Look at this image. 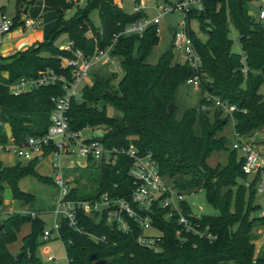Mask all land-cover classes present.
I'll return each mask as SVG.
<instances>
[{
    "label": "trees",
    "instance_id": "trees-1",
    "mask_svg": "<svg viewBox=\"0 0 264 264\" xmlns=\"http://www.w3.org/2000/svg\"><path fill=\"white\" fill-rule=\"evenodd\" d=\"M250 2L200 0L190 8L186 19L202 59L198 71L188 61L173 62L174 52L168 50L156 63L149 62L150 54L160 43L158 25L129 32L132 25L145 18V12L126 13L115 0H89L86 7L73 0H45L44 10L57 13L49 35L26 50L0 55V145L21 144L47 132L54 108L52 98L64 93L63 83L43 84L19 94L13 93L10 86L24 77L37 78L46 70L71 79L72 67L64 63L75 55L56 44L60 35L67 34L73 48L82 50L87 57L97 48L112 47L111 53L120 60L122 72H112L109 77L94 74L81 96L72 101L67 113L70 130L90 129L95 132L93 139L109 149L134 144L141 153L151 152L160 172L179 192L204 190L209 203L218 209L217 215L195 218L202 228L208 227L214 234L215 239L210 240L191 232L177 236L181 227L177 215L167 218L166 210L155 206L154 225L161 233L158 251L138 242L143 229L134 219L128 218L130 230L126 232L106 211L92 215L81 211L77 226L67 219L60 221V238L70 264H264V256L256 254L253 233L256 225H264V215L259 214L261 205L256 202L259 177L246 184L250 176L243 172L242 159L232 148L233 139L226 134L232 122L234 132L248 140L264 128V20L250 13ZM75 6L74 14L68 16ZM94 10L99 12L100 25L91 19ZM19 17L13 19L12 29L20 25ZM192 19L200 20L207 34L205 40L191 29ZM233 29L238 32L241 52L233 50ZM195 74L201 77L203 97L198 106L186 108L180 116L178 90ZM214 97L236 105L238 110L225 114ZM107 104L122 115H109ZM96 133L103 135L97 137ZM52 150L50 146L44 154L26 163L19 160L12 166L0 161V207L6 187L15 199L26 204L33 200V195L19 187L20 180L28 175L55 182L36 172L38 163ZM221 151L228 153L226 163L212 166L208 159ZM132 163L125 154L118 155L114 162H91L83 168L81 177L93 187L80 192L73 186L69 197L96 200L107 194L129 200L133 190L129 173ZM183 206L187 214L192 212L189 202ZM27 223H31L32 230L23 238L22 256L18 258V253H12L8 246L17 241ZM1 225L0 264H40L36 249L39 234L44 235L46 230L45 222L37 214L11 213Z\"/></svg>",
    "mask_w": 264,
    "mask_h": 264
},
{
    "label": "built area",
    "instance_id": "built-area-1",
    "mask_svg": "<svg viewBox=\"0 0 264 264\" xmlns=\"http://www.w3.org/2000/svg\"><path fill=\"white\" fill-rule=\"evenodd\" d=\"M83 0H73L75 4H79ZM223 1V0H220ZM258 17L264 20V0H261ZM200 0H178L171 7L160 6L162 11H181L187 14L191 7L198 5ZM146 8L143 2L136 5V11H142ZM162 15L153 19L143 18L132 25L129 32H142L147 26L159 24ZM186 18V16H185ZM13 19L9 20L4 14L0 15V35L3 39L4 35L12 31ZM27 28H35L36 20H25ZM159 32V28H158ZM174 50H180L185 61H188L195 71H198L202 64L201 56L196 49L187 19L181 23V28L173 37ZM75 55L74 58L65 59V65L72 67V77L69 79L65 75H57L53 70H46L37 78H21L18 82L13 83L10 88L13 93L19 94L30 91L35 87L43 84L62 82L64 93L52 98L54 108L51 114V124L47 132L39 137H32L28 141L21 144L10 143L3 146L6 150H13L19 157L26 160L44 154L45 148L53 146V150L49 153L53 157L54 181L59 188V194L56 199L55 214L58 219L54 222L52 230H45L44 238L50 239L54 230L60 237V221L67 219L72 226H77L79 212L92 215L95 213L107 212L111 220L117 222L123 231L130 230L128 218L134 219L143 229V233L139 235L138 242L152 250H160L161 233L154 225L156 210L155 206H159L166 210V217L173 218L177 215L178 222L181 227L177 231V236H181L184 232H191L200 237L214 240V234L208 230V227L202 228L201 224L195 218H200L201 213L197 207H192V212H185L183 203L187 201V194L179 192L160 172L157 161L151 152L141 153L140 150L131 144L128 148H107L100 140L84 136L85 131L93 132L90 129L81 131H71L69 128L68 111L72 101L79 98L84 88V81L87 80L89 71L97 64L112 65L119 72L120 62L117 57L113 56L112 47L97 48L95 53L87 57L80 49L73 48L72 42L64 47ZM247 71V68H244ZM187 84L200 86L201 77L199 74L191 76L187 80ZM215 103L225 114H232L238 110L236 105L229 104L218 97H214ZM232 148L236 150L242 159V170L250 176V180L246 182L250 185L251 179L259 177L258 193H264V149L260 148L256 143L245 139L235 133L232 142ZM125 154L132 160L130 168V176L133 180V190L130 199L126 198H110L107 194L101 196L100 199L77 200L69 197L72 186L70 180L66 177L64 169L68 163H72V167H86L91 162L98 165L103 162H114L118 155ZM78 158L83 159L80 161ZM76 159V160H75ZM35 215V214H32ZM264 215V212L261 213ZM79 229V228H78ZM148 229L159 231L157 234H147Z\"/></svg>",
    "mask_w": 264,
    "mask_h": 264
},
{
    "label": "rangeland",
    "instance_id": "rangeland-1",
    "mask_svg": "<svg viewBox=\"0 0 264 264\" xmlns=\"http://www.w3.org/2000/svg\"><path fill=\"white\" fill-rule=\"evenodd\" d=\"M143 2L146 6L144 12L150 17L149 19H153L157 17L162 11L160 10V6L171 7L174 3H177L178 0H170L169 2H165L163 0H121L123 10L126 13H133L136 10V5L138 2ZM36 3L40 4L39 0L37 2L32 3L34 9H38L36 7ZM89 3V0H83L80 3L81 7H86ZM262 4L261 0H251L250 7L253 14L257 17L260 6ZM25 6V0H0V14L1 9L3 8L4 15L7 19L12 20L17 15L21 14V10ZM39 14H42L43 20V29L46 32H50L55 27V21L57 18V13L54 10L43 11L42 5H40ZM77 6L73 7L68 11L67 15L70 16L74 14ZM34 15V14H33ZM32 15V16H33ZM186 14L181 11H163V16L158 24L159 35H160V43L153 49L150 54L148 61L151 63H156L160 57V55L169 49L170 45L173 44V33L178 31L181 28V23H183L186 18ZM91 19L96 25L101 24V18L98 10H94L91 13ZM191 29L196 33L198 37L205 40L207 38V34L202 29L201 22L199 19H192L190 22ZM8 34V33H7ZM88 35H92L91 32ZM232 38H234V46L233 50L236 52H241V45L238 41V32L233 29L231 33ZM69 41L67 34H62L56 40V44L58 46L66 45ZM17 40H13L12 43L16 44ZM173 62H184L185 57L181 53L180 50H174ZM119 60V59H118ZM120 62V60H119ZM121 72L122 68L120 66ZM112 72H119L116 67L112 65H102L101 63L95 64L91 70L89 71L87 80L84 81V86L89 84L93 80V76L96 73L103 75L105 77H109ZM114 82H117L115 80ZM261 92L264 94V86L261 88ZM203 97V93L201 91L200 86H195L191 84L184 83L180 86L177 93V104L179 106L180 116L183 111L190 106H198L201 98ZM173 105V104H172ZM107 111L111 116H121L122 113L117 110L115 107L107 104ZM7 125V132H8ZM233 122L226 129V134L230 139H233ZM95 134V132L85 131L84 136L90 137ZM235 136V135H234ZM250 141L256 143L260 148L264 149V128L257 133L254 134L253 137L250 138ZM5 157V163L14 164L17 163L19 157L14 153L13 150L0 149V157ZM228 153L225 151L214 153L212 157L208 159L209 163L212 166L223 165L227 161ZM23 163H26L27 160L20 158ZM80 161L83 159L78 158ZM76 160V159H75ZM38 174L42 176H47L53 178V167H52V156L47 155L37 166ZM83 168L69 167L66 165L64 172L66 177L70 180V185L77 186L80 192H86L91 190L93 187L92 183L89 182L85 177H81V172ZM81 177V178H80ZM79 179V182L77 181ZM19 187L21 190H25L30 192L33 195V200H31L28 204L23 203L22 200L15 199L13 197V193L11 196L10 188L7 187L4 191L5 198L7 199L6 206L3 207L2 212L0 214V226L2 228L1 222L4 217L7 216V211L12 208V210L20 211L28 206L30 211L34 214L37 213L41 216V218L45 221V229L51 230L54 228V222L58 219L55 215L56 208V199L59 194V188L56 184L52 182H43L36 175H28L22 178L19 182ZM187 201L194 207L200 206L202 210L199 209L201 214L207 215H217L218 209L215 208L209 201L207 200L206 193L204 190H200L196 193L187 194ZM256 202L261 205V211L259 214L264 212V193H261L257 196ZM0 228V229H1ZM147 234H157L159 231L155 229H148L146 231ZM253 233L255 235L254 242L256 245V254L264 256V225H256L254 227ZM39 245L36 249V257L38 258L40 264H68L67 252L64 241L58 236L57 232L54 230L50 240L44 242V237L42 233L38 236ZM22 233L19 234V238L17 241L10 247V250H14L16 252H20L22 248ZM16 249V250H15ZM17 252V253H18ZM15 253V254H17ZM55 255L56 260L50 259L51 256ZM224 264H234L233 262H228Z\"/></svg>",
    "mask_w": 264,
    "mask_h": 264
},
{
    "label": "crops",
    "instance_id": "crops-1",
    "mask_svg": "<svg viewBox=\"0 0 264 264\" xmlns=\"http://www.w3.org/2000/svg\"><path fill=\"white\" fill-rule=\"evenodd\" d=\"M37 2V0L35 1ZM33 2V3H35ZM40 4H37L36 3V7H38V9H34L33 8V4L32 3H28L25 1V6L23 7V10H21V14L19 15V21H20V25H18L16 28L12 29V31H10L8 34L4 35L3 39H1V44H0V55L2 56H10L14 53H16L17 51H21V50H26L28 49L30 46H32L33 44H35L36 42H39V41H43L48 35L49 33L53 30H51L49 33L46 32L45 29H43V20H42V14L40 13L39 14V10L41 9L40 8V5H42V8H43V11L44 10V7H45V0H39ZM115 2L123 8L122 6V2L121 0H115ZM160 8V7H159ZM145 10V9H144ZM144 10H142L144 12ZM1 14H4V11H3V8L1 9ZM46 12V11H45ZM136 12V10L134 11ZM252 12V11H251ZM0 14V15H1ZM34 14V15H33ZM253 14V12H252ZM33 15V16H32ZM146 15V14H145ZM162 15V13H160L158 16ZM18 16V15H17ZM163 16V15H162ZM145 18H150L148 17L147 15L145 16ZM27 19H32V20H36V25H35V28H27L26 25H25V20ZM177 31H175L173 33V36L172 38L174 37L175 33ZM17 40L16 44H13L12 41L13 40ZM69 42V41H68ZM67 42V44H68ZM66 44V45H67ZM66 45H62L61 47H64ZM4 75L6 77H8V73L7 72H4ZM9 129H8V135L11 136V128L10 126L8 125ZM233 130H234V124H233ZM235 132L233 133V137L235 138ZM233 138V140H234ZM0 149H4L3 148V145H0ZM48 155H51V154H48ZM52 156V155H51ZM18 157V156H17ZM21 160L20 158L18 159V161ZM0 161L3 162L4 165L6 166H12V164H7L5 163V157H0ZM17 161V162H18ZM22 161V160H21ZM28 161V160H27ZM23 162V161H22ZM40 163V162H39ZM38 163V164H39ZM16 163H14L13 165H15ZM38 166V165H37ZM37 166H36V172H38V169H37ZM68 166L71 168L72 167V163H68ZM52 167H53V157H52ZM76 167V166H75ZM80 167V166H78ZM82 168H85V167H82ZM53 175H54V167H53ZM54 178V176H53ZM55 184V182H54ZM7 188V187H6ZM5 188V189H6ZM11 191V189H10ZM28 194H31L30 192L28 191H25V190H22ZM32 195V194H31ZM11 196H12V191H11ZM58 197V196H57ZM7 199L5 198V195H4V203L3 205L0 207V214L2 212V209L4 206H6L7 204ZM23 203H25L23 201ZM26 204V203H25ZM198 207V206H196ZM200 207V206H199ZM198 209V208H197ZM200 210H202V208L200 207ZM7 216L11 213H21V214H34V212L32 213L29 209L28 206H25V208L23 210H20V211H15V210H12L9 209V211H7ZM55 212V211H54ZM37 214V213H35ZM40 218L41 216L39 214H37ZM56 215V214H55ZM6 216V217H7ZM5 218V217H4ZM3 218V219H4ZM42 219V218H41ZM43 220V219H42ZM44 221V220H43ZM45 222V221H44ZM53 229V228H52ZM51 229V230H52ZM32 230V225L31 223H27L25 225L22 226L21 228V231L18 233V238H19V234L22 233V245H23V238L28 235ZM47 230V229H46ZM44 237V235H43ZM46 239L44 238V241ZM15 243V242H14ZM14 243H11L9 244V248L12 247V245H14ZM16 250V249H15ZM12 253H17L19 250H17L16 252H14V250H10ZM21 254V252H18L17 256ZM50 259H53V260H56V256L53 255L51 256ZM67 259H68V256H67ZM68 264L69 263V259H68Z\"/></svg>",
    "mask_w": 264,
    "mask_h": 264
},
{
    "label": "water",
    "instance_id": "water-1",
    "mask_svg": "<svg viewBox=\"0 0 264 264\" xmlns=\"http://www.w3.org/2000/svg\"><path fill=\"white\" fill-rule=\"evenodd\" d=\"M250 13L252 14V12H250ZM173 48H174V45L171 44L170 47H169V49H168V52H169V53H172V52H173ZM171 107H172V103H171L170 106H169V109H170V110H171ZM102 135H103L102 133H96V136H97V137H101ZM197 208H198V210L200 209L199 206H198ZM0 228H1V226H0ZM21 256H22V253L19 254L17 257L20 258Z\"/></svg>",
    "mask_w": 264,
    "mask_h": 264
}]
</instances>
